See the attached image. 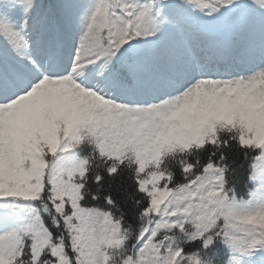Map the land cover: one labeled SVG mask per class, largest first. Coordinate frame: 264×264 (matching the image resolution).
<instances>
[{"label": "snow or ice", "instance_id": "1", "mask_svg": "<svg viewBox=\"0 0 264 264\" xmlns=\"http://www.w3.org/2000/svg\"><path fill=\"white\" fill-rule=\"evenodd\" d=\"M0 264H264V0H0Z\"/></svg>", "mask_w": 264, "mask_h": 264}, {"label": "trees", "instance_id": "2", "mask_svg": "<svg viewBox=\"0 0 264 264\" xmlns=\"http://www.w3.org/2000/svg\"><path fill=\"white\" fill-rule=\"evenodd\" d=\"M244 187H245V189H246V188L248 187V185H245Z\"/></svg>", "mask_w": 264, "mask_h": 264}]
</instances>
